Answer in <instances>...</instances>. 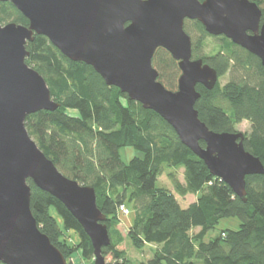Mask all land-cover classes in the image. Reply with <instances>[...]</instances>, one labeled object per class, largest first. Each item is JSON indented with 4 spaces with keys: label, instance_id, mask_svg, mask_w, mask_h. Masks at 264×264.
I'll use <instances>...</instances> for the list:
<instances>
[{
    "label": "trees",
    "instance_id": "trees-1",
    "mask_svg": "<svg viewBox=\"0 0 264 264\" xmlns=\"http://www.w3.org/2000/svg\"><path fill=\"white\" fill-rule=\"evenodd\" d=\"M250 1L261 8L264 22V0ZM0 23L29 24L9 2H0ZM185 24L193 58L202 59L219 75L213 90L200 84L196 87L201 95L195 104L199 118L217 133L237 132V125L249 122L245 149L264 165L261 60L225 36H211L198 21L186 20ZM210 38L215 40L211 47ZM26 49L27 65L43 76L53 100L60 104L53 112L43 110L27 116V131L65 176L95 189L111 238V244L103 249L105 257L111 255L114 263L132 264L119 249L125 240L118 229L123 214L120 207L131 202L135 217L126 238L140 250L155 246L152 257L139 264H264V175L246 177L244 201L210 173L161 116L130 101L119 88L108 86L91 66L69 60L42 35H35ZM153 66L165 88L177 91L181 71L170 53L158 49ZM228 73L231 78L222 85L220 79ZM200 144L205 147L204 142ZM126 147L135 148L142 156L124 163L120 150ZM181 169L184 182L178 176ZM165 173L175 193L195 195V200L183 207L173 190L158 186ZM28 184L32 214L68 264L72 257L94 264L91 240L76 218L54 196L31 180ZM225 218H238L239 229L222 231L205 241Z\"/></svg>",
    "mask_w": 264,
    "mask_h": 264
},
{
    "label": "water",
    "instance_id": "water-1",
    "mask_svg": "<svg viewBox=\"0 0 264 264\" xmlns=\"http://www.w3.org/2000/svg\"><path fill=\"white\" fill-rule=\"evenodd\" d=\"M12 3L28 26L0 23V263L68 264L45 235L31 207V180L76 218L91 240L94 264L110 263L107 217L93 187L65 176L29 135L25 120L60 107L46 80L27 65L28 42L47 37L69 60L91 66L108 86L161 116L210 173L246 201V177L264 175L260 158L246 151L245 135L217 133L201 121L198 84L213 90L217 71L194 59L186 20L211 36H225L257 56L264 66L263 12L250 0H0ZM178 62L177 91L158 80V49ZM205 143V147L201 146Z\"/></svg>",
    "mask_w": 264,
    "mask_h": 264
},
{
    "label": "rangeland",
    "instance_id": "rangeland-1",
    "mask_svg": "<svg viewBox=\"0 0 264 264\" xmlns=\"http://www.w3.org/2000/svg\"><path fill=\"white\" fill-rule=\"evenodd\" d=\"M213 41H215V40L212 38L208 39V43H209L210 47L213 45ZM208 51H209V47L207 49V52ZM230 78H231L230 73H228L224 77H222L220 79L222 85H225L230 80ZM236 130H237V132H240L243 134L249 133L251 130V125L249 122L244 121L241 124L237 125ZM120 155H121L122 161L124 163L128 164L132 158L137 157V156H142V153L140 151L136 150L135 148L126 147V148H122L120 150ZM178 176H179L180 181L184 182L182 169L179 170ZM158 186L167 187V188L173 190V192L175 193L172 182L168 178L166 173L160 177V180L158 182ZM175 194H176L177 198L181 201V204L183 207H186L188 204L192 203L195 200V195H192V194H189L186 197H181L177 193H175ZM126 206L130 210V214H127V215H123V214L121 215L120 214L121 222L118 226V229L120 230V232L124 236L125 241L119 246V249L124 250L126 252V257L132 262V264H139L141 262L147 261L148 259H150L152 257L153 249L155 248V246H146L143 250H140V249H137L136 247H134L132 245V243L130 242V240L128 238H126L127 233H128L129 224H131L133 222L134 217H135L134 210H133V204L131 202H126ZM51 213L54 217H56L58 223L61 226H63L62 220L58 217L57 213L54 210H51ZM239 227H240V220L238 218L222 219L217 224L216 228L208 233V235L205 238V241H209V240L215 238L216 236H219L222 233V231L229 230V229L238 230ZM69 234H71L73 237H76L75 235H73L72 232ZM106 261L110 262V263H114L111 255L106 257ZM90 263L91 262L84 263V261H82L81 257H72V264H90ZM0 264H2V263H0Z\"/></svg>",
    "mask_w": 264,
    "mask_h": 264
},
{
    "label": "built area",
    "instance_id": "built-area-1",
    "mask_svg": "<svg viewBox=\"0 0 264 264\" xmlns=\"http://www.w3.org/2000/svg\"><path fill=\"white\" fill-rule=\"evenodd\" d=\"M120 211L124 214V215H127L130 213V210L126 207V206H121L120 207Z\"/></svg>",
    "mask_w": 264,
    "mask_h": 264
},
{
    "label": "crops",
    "instance_id": "crops-1",
    "mask_svg": "<svg viewBox=\"0 0 264 264\" xmlns=\"http://www.w3.org/2000/svg\"><path fill=\"white\" fill-rule=\"evenodd\" d=\"M130 225V224H129ZM148 246V245H147Z\"/></svg>",
    "mask_w": 264,
    "mask_h": 264
}]
</instances>
